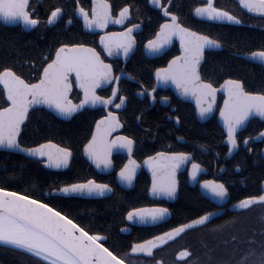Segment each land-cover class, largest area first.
<instances>
[{"label": "snow or ice", "instance_id": "6c2138e0", "mask_svg": "<svg viewBox=\"0 0 264 264\" xmlns=\"http://www.w3.org/2000/svg\"><path fill=\"white\" fill-rule=\"evenodd\" d=\"M162 14L159 23L151 38L145 42V47L150 52H158L170 44L174 37L179 38L180 51L167 61V64L155 68L157 83H173L181 95L194 97L196 112L201 119L213 112L214 107H219V117L222 122V137L227 144V153L232 154L237 150L241 141L240 130L255 118L264 120V86L260 90L250 91L245 82L240 78L227 75L217 87L212 76L207 78L202 75V61L205 59L206 49L221 47V40L214 38L202 31H197L191 26H186L181 19L179 11L170 10L174 0H148ZM239 4L251 13L261 14L264 17V0H239ZM74 14L82 17L84 27L99 28L103 30L99 35L100 50L91 43L59 42L52 51L51 47L42 50L38 55L42 63L35 60L29 61L37 71L33 79H26L24 75L14 70V66L0 65V85H3L2 95L5 106H0V148L19 150L30 157L39 159L44 165L62 168L69 164L73 155L71 147H65L52 139H42L41 142L26 146L20 142L22 129L29 119V110L34 105L46 104L61 116L69 117L85 105H101L110 108L115 103L120 108L127 100L126 95L120 94L119 81L127 75L136 79L132 73L123 71L114 72V65L102 53L109 57L122 54L128 57L137 44L134 34L141 28L140 22L128 23L118 31H107L110 21L124 25L133 17L132 8L139 14V5L125 3L119 8L118 14L113 15V5L110 0H92L91 6L84 7L80 0H75ZM64 9L62 6L51 8L46 16V23L54 25L61 17ZM198 17H206L210 21H229L244 24L240 16L216 5L215 0L198 3L192 9ZM0 18L4 21H19L26 27L38 26L41 17L30 8V0H0ZM72 15L68 16L71 22ZM142 20L143 17L141 16ZM252 62H258L264 67V45L251 51L240 53ZM47 61L44 63L43 61ZM38 75V78H36ZM110 81L116 83L111 87L110 95H100L98 88ZM142 83V82H141ZM74 86L82 91V98L74 101L71 92ZM223 91L222 105H217V93ZM138 93L150 96L152 101L157 99L156 85L148 88L142 86ZM119 98L116 103L115 98ZM168 101V97L161 98ZM142 115L137 117L142 121ZM180 116L175 117L178 123ZM123 127L117 112L109 110L106 115L100 116L95 123L91 137L83 145L84 153L92 160L97 168L110 169L113 167L112 153L116 150L127 152L128 159L117 172L118 179L124 184L131 185L142 164L147 165L151 171V184L148 191L153 196L174 198L178 189V171L191 161L187 168L188 176L197 180L210 197L219 202L229 196V188L223 180H199L203 165L193 158L188 151H154L145 155L143 160H137L134 153L136 140L132 135H111L114 130ZM264 137V128L252 135L243 137V146L250 153L258 154L264 159V149L250 147L254 140ZM183 140L184 137H177ZM202 148L206 145H201ZM236 168L241 164L237 163ZM258 194L244 195L231 206L235 210H248L254 205H264V181ZM56 193H81L89 196L104 195L112 192V185L98 181L95 178L79 179L72 183H64L58 188L50 189ZM221 209L203 211L199 215L185 218L184 222L168 228L166 231L147 239L133 240L125 251H119L115 245H109L105 233L92 231L77 222V219L59 209L52 203L31 194L16 191L7 186L0 185V246L11 247L13 250L23 251L39 261V264H137L133 259L137 254L154 255V250L159 245L178 236L186 230L203 227ZM170 213V209L162 203L143 204L131 207L124 213L127 221L152 223L163 221ZM128 225L122 226V231ZM216 226L215 229H219ZM264 234V229H261ZM235 239V237H233ZM255 242V236L249 237ZM103 241V242H102ZM207 247V242H203ZM226 243V242H225ZM177 257L190 258L189 264H203L199 256H193L189 247L181 248L176 253ZM211 259V257H209ZM155 264H163L156 261ZM217 264H231V261L217 262ZM238 264H264V243L259 251L252 247L239 258Z\"/></svg>", "mask_w": 264, "mask_h": 264}, {"label": "trees", "instance_id": "16d2710c", "mask_svg": "<svg viewBox=\"0 0 264 264\" xmlns=\"http://www.w3.org/2000/svg\"><path fill=\"white\" fill-rule=\"evenodd\" d=\"M78 38L76 33L57 34L48 39L32 33L1 30L0 63L14 66V70L31 80L37 69L29 61L35 60L42 69L38 55L42 50L51 47L54 51L59 41L66 42L78 40ZM134 61L136 60L134 59ZM144 67L145 65L137 60L133 67L127 71L137 77L138 72ZM211 69L216 84L227 75H232L234 78L242 79L247 89L259 90L264 86V73L261 76L256 65L244 64L235 58L219 59L211 65ZM141 82L148 87L151 85V78L144 75ZM119 86L120 94L127 96L126 108L119 113L123 125L122 132L125 135H132L136 140L135 154L149 155L159 150L188 151L203 166L210 165L211 161L206 157L210 149V140H215L216 149H220L223 139L215 115L204 123H199L194 118L190 104L178 102L171 96L170 107L173 106L174 111L169 118H166L163 114L166 110L160 108L157 101L150 108L147 99L142 101L136 99L134 95L138 87L136 83L121 81ZM101 93L107 95L108 89ZM220 99L221 97H218L217 105L220 104ZM101 115L102 111L99 110H84L68 121H61L44 110L30 112L21 135L28 140H20V142L30 146L33 143L41 142L42 139H52L62 146L73 149L72 161L64 171H48L43 169L37 161L23 157H21V161H18L15 155H7L3 160H0V185L31 194L36 198L43 199L46 203H52L92 231L117 234L118 228L124 222V213L145 199V191L139 186L141 182L128 192L115 189L109 197L101 200L45 197L44 194L64 183L91 177L89 176L90 166L82 159L80 151L90 137L93 123ZM140 115L143 117L142 121L137 120ZM176 116L181 117L178 123L175 121ZM263 126L258 120L252 119L242 132V136H255ZM179 136L184 137V143L177 142L176 139ZM202 144L206 147L202 148ZM184 184V180H180L178 197L172 206L171 221L173 223L183 222L185 218L208 210L206 202L196 197L193 191L183 188ZM253 215L254 217L247 218L245 221L236 220L230 223L223 222L213 227H202L199 230V235L189 246L193 256H199L203 264H217L218 261H231V264H238L239 258L250 248L255 247L259 251L261 243H264V234L261 232V229H264V224L258 214ZM216 226H220V228L213 230ZM253 235L255 242L249 240V237ZM203 242H207V247ZM11 249V247L0 246V264H39V261L32 256L10 252Z\"/></svg>", "mask_w": 264, "mask_h": 264}, {"label": "flooded vegetation", "instance_id": "af4514ba", "mask_svg": "<svg viewBox=\"0 0 264 264\" xmlns=\"http://www.w3.org/2000/svg\"><path fill=\"white\" fill-rule=\"evenodd\" d=\"M91 2L92 0H80L81 5H83L84 7H89V8L91 6ZM205 2H207V0H174V5L179 4L180 7L177 9L175 6H173L170 9L173 11H179L182 22L186 26H191L197 31H202L208 35L213 36L216 39L221 40L222 46L219 47L218 50L206 49L205 59L202 61V65H203L202 75H204L206 78L208 76H212V78H214L211 65H213L215 61L219 59L230 60L231 58H235L244 64L248 63L249 65L251 64L256 65V69L258 70V73L262 76V74L264 73L263 72L264 68L258 64H255L243 58L240 53L251 51L252 49L256 47L264 45V17L258 14H254V13L252 14L244 10L240 6L238 0H215V3L217 6L225 7L227 10L232 11L234 14L240 16L241 19L245 21V23L236 24L235 22H229L226 20L217 21V22L210 21L206 17L196 16V14L192 11V9L196 6V4L205 3ZM110 3L113 5V15H117L119 8L122 7L123 4L125 3H132L134 5H139L141 9L140 13L137 14L136 8L133 7L132 8L133 17L129 19L128 21H126L124 25H119V24H116L115 22L110 21L106 29L107 31H118L122 27H126L128 23L140 22L141 28L136 29L134 33L137 37V44L133 48L132 53H130V55L125 60H124L125 58L124 56L109 58L105 55V53H102L105 59H107L110 63L114 65V72H117V73L121 71H123L124 73H128L127 70L133 67L134 62H137V60H139L140 63H143L145 65V67L140 72H138V76L136 77V79H132V80L122 79L119 81V83L121 81H129V82L136 83L138 86L134 94L136 97V93L138 92L137 90L142 86H146L145 83H141V81L144 79V75L151 78V85L148 87L149 88L153 87L154 85L153 73L155 72V68L167 64V61L171 59L172 56L179 54L180 42L177 39H173L170 45L166 47V49L162 50L161 53L160 51L150 52L147 49V54L149 55V57H146L143 52L145 42L149 38H151V35L154 34L159 23L162 22L163 14L155 6L151 5L148 2V0H110ZM56 6H62L64 11L61 14V17L58 19V21L54 25H48L46 23V16L51 11V8L56 7ZM75 6H76L75 0H30V8L34 9L35 14L41 17V23L38 26L28 27L27 30H24L21 24L4 25L0 22V31L1 30L2 31L15 30V31H21L24 33L36 34V35H39V37L41 38L47 37L48 39L57 34L65 35L68 33H76L79 36L78 40L76 39V40L66 41V42L67 43H79V42L91 43L94 47H97V50H100L102 46L99 45V35L101 34L103 30L99 28L88 29L84 27L82 17H80L78 14H74ZM69 15L73 16V19L71 22L68 21ZM141 16L143 17L142 20L140 19ZM85 30H92L93 32H88ZM134 59L136 61H134ZM0 65H2V63H0ZM224 79L225 78H223L222 80ZM137 81H139L140 83H138ZM219 84L220 83L216 84L217 87L219 86ZM111 86L112 85H110L109 88H107L108 89L107 95H110ZM2 89L3 88L0 85V106H5L3 101L6 99H5V96L2 95ZM107 89H104V90L100 89L98 90V92L100 95H104L101 92ZM248 90L255 91V89L253 88H249ZM155 95L157 99L154 101L153 105H151L150 99L148 98L147 95H143L141 99H138L136 97V99L138 101L147 99V101L149 102L150 108L153 107L157 101L159 107L166 110L163 114L166 116V118H169L172 112L174 111V107L173 106L170 107L171 96L175 98L172 91L169 88H166V89L158 88L156 89ZM162 97L169 98V100L167 101V105L165 106H162L160 104V100H162L161 99ZM218 97H221V95H219ZM71 98L77 102L81 98V92L77 91L75 87L73 88L71 92ZM221 100H222V97L220 99V103H221ZM118 101H119V98L117 97L116 103ZM114 105L115 103L112 104L110 108H108L107 110L112 111V107ZM125 108H126V105L122 111H124ZM35 110H44L45 112L55 117L52 113L46 111L44 108H36V109L31 110L30 112L35 111ZM84 110H89V111L99 110V111H102L101 116L105 114V111L103 108H96V109L85 108L81 112H83ZM122 111H119L118 114L121 113ZM258 121L261 124H264V122L260 120ZM262 128H264V126ZM122 129L123 127L121 128L120 133H123ZM245 129L239 132V139L241 141L240 147L237 150H235L229 158L226 155L227 144L223 143V139L221 140L222 148L220 149H216L215 140H210V149H209V153L206 154V157L211 161V163L207 167L203 166V169L205 170V172L198 175L199 180H204V179L223 180L229 188V196L226 198L224 203H222L223 205L221 206H217L215 205L213 201H208L205 199L207 208H208L207 211H211L216 208L223 209V211L218 217L206 223L203 227L205 226L213 227L223 222L230 223V222H235L236 220L245 221L247 220V218L254 217L253 214H258L260 220L264 224V205L257 204V205L252 206L248 210H244V211H237V212L229 211V207L233 205L235 201H237L244 195L258 194V192L262 189L261 182L264 181V159H260L258 154L248 152L247 147L243 146L244 136H242V132ZM20 140H28V139L27 138L24 139L23 136H20ZM182 141L183 142H180V144L184 143V140ZM249 146L255 149H258V150L264 149V137H261L258 140H254L253 143ZM82 148H81L80 154H81L82 159L86 162V160L82 156ZM134 151H135V146H134ZM133 154L135 155L136 159L140 161H142L143 157L145 156L144 154H141V153H138V154L133 153ZM7 155H11V156L15 155L18 161H21V157L25 158L24 156L20 154L0 151V160H3ZM112 160H113V167L107 173L97 172L96 170L92 168V166H90L86 162L90 166L89 176H91L87 178H95L98 181L109 183L112 185L113 191L115 189H119V190L128 192V191L133 190L134 187L136 185H139V183L141 182L139 186L142 188V190L145 191V199L143 200L142 203H138L137 205L133 207H138L143 204H149V203H162L170 209V213L164 221L157 222V223H149V224L131 223V222L126 221V216H124V222L118 228L117 234L111 235L109 233L103 232L105 233L107 237L109 245H115L116 249L122 252L126 250V248L129 246V243L133 240L147 239L150 236L157 235L160 232L166 231L170 227H173L179 223H182V221L176 222V223H173L171 221V216L173 213L172 206L174 205L173 202H168L165 200L152 201V200L147 199L146 195L149 189L150 179L143 169H140L138 174L135 176L134 186L132 189L130 190L121 189L116 182V173L118 172L119 168L123 165V163L126 161V157L121 154H114L112 155ZM34 161H37V160H34ZM37 162H39L42 167V162L41 161H37ZM249 162H252V163H249ZM237 163L241 164L240 168L235 167ZM188 166H189V163H187L186 168L182 172L177 174V178H178L177 197L179 193L180 180L182 181L184 180L185 182L183 188L189 191H193L196 197L200 196L198 192L199 182L196 180V183L194 186H191L188 184V173H187ZM42 168L45 169L44 167ZM48 171H53V170H48ZM83 199L84 200H97L94 198H87V197H83ZM124 224H127L128 227H127V230L122 231L121 229ZM201 228L202 227H197L190 231H186L185 233L177 237L174 241L166 244L162 248L154 250V255L150 257L144 256V255H136L135 257H133V259L137 262V264H155V262L158 260L162 261L163 264H189L190 258H184L182 260H177L175 256H176V253L181 250V248L190 246L191 242L194 241L195 238L199 235V230ZM10 252L22 253V251H17L13 249H11Z\"/></svg>", "mask_w": 264, "mask_h": 264}, {"label": "water", "instance_id": "95a60500", "mask_svg": "<svg viewBox=\"0 0 264 264\" xmlns=\"http://www.w3.org/2000/svg\"><path fill=\"white\" fill-rule=\"evenodd\" d=\"M238 1H239V0H238ZM240 6H241V5H240ZM241 7L243 8V6H241ZM243 9H244V8H243ZM244 10L248 11L247 9H244ZM248 12H249V11H248ZM250 13H251V12H250ZM252 14H253V13H252ZM254 14H257V13H254ZM258 15H261V14H258ZM0 22H1L2 24H4V25H16V24H21V25L23 26L24 30H27V29H28V27L24 26L23 23H22V22H19V21H16V22H13V21H4L2 18H0ZM216 22H217V21H216ZM85 31L93 32L92 30H85ZM173 39H177V40L179 41V38H178V37H174ZM169 45H170V44H168V45H166L164 48H162V49L160 50V53H161L162 50L166 49V47H168ZM218 49H219V48H214V49H211V50H218ZM132 51H133V50H132ZM132 51H131L130 53H132ZM143 52H144V54H145L146 57H149V55L147 54V48H146L145 46H144V48H143ZM130 53H129V55H130ZM105 55H106L107 57H109V56L107 55V53H105ZM129 55H128V56H129ZM122 56H123V55L120 54V55H118V56H112V57H109V58L122 57ZM124 57H125V56H124ZM242 57L245 58L244 56H242ZM126 58H127V57H125L124 60H125ZM245 59L251 61L249 58H245ZM251 62H252V61H251ZM253 63L260 65V63H258V62H253ZM260 66H261V65H260ZM263 68H264V67H263ZM122 79L132 80V78L128 77L127 75L122 76V77H121V80H122ZM153 81H154V85H156V89H158V88H160V89H166V88H169V89L172 91V93H173V95L175 96L176 99H178V100L181 101V102H186V103L191 104L192 107H193V110H194V114H195L196 120H197L198 122L203 123V122L207 121L208 119H210V118L215 114L217 107H214L213 112L210 113L206 118L201 119V118L199 117L198 113L196 112V104H195V99H194V97H192V96H190V95H187V96H185V95H181V94L179 93V91L176 89L175 85H174L173 83H171V82H169V83H157V82H156V79H155V72L153 73ZM115 83H116L115 81H110V82H108V83H106V84L100 86V87L98 88V90H100V89H105V88L109 87L110 85L113 86ZM1 86H2V88H3V85H1ZM74 87H75V89H76L77 91L81 92V98H82V91L78 88V86H74ZM218 87H219V86H218ZM110 94H111V93H110ZM218 95H221V96H222V100H221V103H220V105H222V104H223V100H224V93H223V91H222V90H221V91H218V93H217V97H218ZM136 97H137L138 99H141L142 96L137 92V93H136ZM148 98L150 99V103H151V105H153L154 101H152V99H151L150 96H148ZM5 99H6V97H5ZM115 99H116V98H115ZM117 103H119V101H118ZM160 104H161L162 106H165V105H167V101L160 100ZM125 105H126V102H125V103H124L119 109L116 108V105H114V106L112 107V111H115V112L118 113L119 111H122V110L124 109ZM36 108H44L46 111L52 113L56 118H58V119H60V120H63V121H68V120H70L74 115L78 114L79 112H81V111H82L83 109H85V108H88V109L103 108L104 111H105V114H104V115H106L107 112H108V110H107L108 108H105V107H103V106H101V105H99V104H97V105H91V104H89V105H85L82 109H78L77 112L73 113V114H72L71 116H69V117L61 116V115H60L59 113H57L54 109H50V108L48 107V105H46V104L34 105L32 108H30L29 112H30L31 110H33V109H36ZM98 119H99V118H98ZM98 119H97V120H98ZM256 119H258V120L264 122V120H261V119L258 118V117H257ZM216 122H217L218 126L220 127V129L222 130V129H223V125H222V122L220 121V117H219V108H218V111H217V113H216ZM95 123H96V121H95L94 124H93L92 131L95 129ZM246 125H247V124H246ZM245 127H246V126H244L240 131H242ZM120 131H121V129H116V130L113 131V133H112L111 135H113V136H115V135H119V134H121ZM91 134H92V132H91ZM90 137H91V135H90ZM258 139H260V138H257L256 140H258ZM179 141H180V142H183L182 140H179ZM223 143H225L224 140H223ZM225 144H226V143H225ZM0 151H5V152H10V153L20 154V155L24 156L25 158H28V159H31V160H37V161H40L39 159H37V158H35V157H30L28 154H26V153H22V152H20L19 150H8V149H2V148H0ZM234 151H235V150H234ZM114 154H121V155L125 156V157H126V161H127V159H128L127 152L124 151V150H116V151H114V152L112 153V155H114ZM232 154H233V153H232ZM232 154H228L227 157L229 158ZM82 156H83V158L86 160V162H87L90 166H92V168H93L94 170H96V171L99 172V173H100V172H105V173H107V172H109V171L111 170V168H110V169L97 168L96 165L92 162V160L89 159V157L84 153L83 148H82ZM71 159H72V157L70 158V162H69V164L71 163ZM187 163H189L188 168H190V167H191V161H188ZM69 164H68L67 166H65V167H62V168H54V167L46 166V165H44V164L42 163V167H44V168L47 169V170L63 171V170H65V169L68 168ZM185 168H186V166H185V167H182V168L178 171V173L182 172ZM140 169H143L144 172H146V174L148 175V177H149V179H150V184H151V171L148 169L147 165L142 164V165L140 166V168H138V170H137V174H138V172L140 171ZM204 172H205V170L202 168L199 174L204 173ZM178 173H177V174H178ZM137 174H136V175H137ZM199 174H198V175H199ZM116 182H117L118 186H119L121 189H124V190H130V189H132L133 186H134V180H133V183H132L131 185L124 184V183L120 182V180L118 179L117 173H116ZM195 183H196V180H193L191 177L188 176V184L191 185V186H193ZM149 187H150V185H149ZM198 188H199V191H200V193H201L202 196H204L205 198L209 199L210 201H213L215 204L221 205V204L224 203V201L226 200V199H225L224 201L217 202V201L213 200V199L210 197V194L207 193V192L202 188V186H201L200 184L198 185ZM177 191H178V189H177ZM111 193H112V192L105 193L104 195H92V196H89V195L81 194V193L64 194V193L51 192L52 195L62 196V197L76 196V197H94V198L106 197V196L110 195ZM147 196H148V198L151 199V200H161V199H164V200H166V201H168V202H173V201L176 200L177 194H176V196H175L174 198H168V197L153 196V195L151 194V192L148 191V192H147ZM230 209L232 210V212L240 211V210H235V209H233L232 207H231ZM218 214H219V213H217L216 215H214V217H216ZM214 217H212V218L210 219V221H211ZM165 219H166V218H165ZM165 219H164V220H165ZM164 220H163V221H164ZM126 221H127V219H126ZM210 221H209V222H210ZM128 222L136 223V224H149V223H141V222H139V221H128ZM160 222H162V221H160ZM152 223H157V222H152ZM198 227H199V226H198ZM195 228H197V227H195ZM186 231H187V230H186ZM183 233H184V232H183ZM181 234H182V233H181ZM181 234H179L178 236L172 238V239L169 240V241H166L164 245H159V246H157V248H156L155 250H157V249H159V248H162V247L165 246L167 243H169V242L173 241L174 239H176L177 237H179ZM137 255H144V256H147V257L152 256V255H149V254H137ZM175 257H176L177 260H182V259H184V258H180V257H177V256H175Z\"/></svg>", "mask_w": 264, "mask_h": 264}, {"label": "bare ground", "instance_id": "6f19581e", "mask_svg": "<svg viewBox=\"0 0 264 264\" xmlns=\"http://www.w3.org/2000/svg\"><path fill=\"white\" fill-rule=\"evenodd\" d=\"M124 80H126V79H124ZM222 82H223V80H221L219 83H222ZM111 87H112V86H111ZM107 88H109V87H107ZM107 88H105V89H107ZM103 90H104V89H103ZM110 93H111V90H110ZM177 100H178V99H177ZM178 101H179V100H178ZM180 102H181V101H180ZM183 103H186V102H183ZM188 104H189V103H188ZM190 105H191V104H190ZM191 106H192V105H191ZM122 112H123V111H122ZM193 114H194V111H193ZM194 118H195V120H196L195 114H194ZM196 121H197V120H196ZM197 122H198V121H197ZM199 123H200V122H199ZM247 124H248V123H247ZM263 125H264V124H263ZM219 128H220V127H219ZM244 129H245V128H244ZM221 131H222V130H221ZM176 140H177L178 143H180V141H179L180 139L177 138ZM194 185H195V184H194ZM194 185H193V186H194ZM198 185H199V184H198ZM147 192H148V191H147ZM198 192H199V195H200L199 198H201L202 200H204V202H206V200L210 201L209 199H207V198H205L204 196L201 195V193H200V191H199V188H198ZM44 194H45V197H47V196H56V195H52L51 192H45ZM111 194H112V193H111ZM111 194H110V195H111ZM110 195H108V196H106V197H109ZM146 196H147V195H146ZM56 197H61V198H80V199H83V197H76V196H69V197L56 196ZM106 197H100V198L87 197V198H94V199H97V200H101V199L106 198ZM202 197H203V198H202ZM147 199H148V200H151V199L148 198V196H147ZM205 199H206V200H205ZM161 200H164V199H161ZM176 200H177V197H176ZM176 200L173 201V203H175ZM152 201H159V200H152ZM165 201H166V200H165ZM215 205H217V206H221V205H223V204H221V205L215 204ZM231 206H232V205H231ZM231 206L229 207V211H230V212H232V210L230 209ZM222 211H223V209H221V212H220L216 217H218V216L222 213ZM200 214H201V213H200ZM216 217H214L213 219H215ZM213 219H212V220H213ZM193 229H194V228H193ZM190 230H192V229H190ZM190 230H187V231H190ZM185 232H186V231H185ZM185 232H184V233H185ZM182 234H183V233H182ZM182 234H181V235H182ZM174 240H175V239H174ZM174 240H173V241H174ZM171 242H172V241H171ZM169 243H170V242H169ZM167 244H168V243H167ZM22 253H24V252L22 251ZM24 254H25V253H24ZM35 260H37V259H35Z\"/></svg>", "mask_w": 264, "mask_h": 264}]
</instances>
